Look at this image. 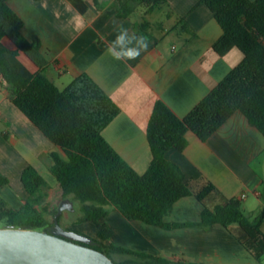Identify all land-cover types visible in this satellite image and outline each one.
<instances>
[{"label": "crops", "instance_id": "crops-1", "mask_svg": "<svg viewBox=\"0 0 264 264\" xmlns=\"http://www.w3.org/2000/svg\"><path fill=\"white\" fill-rule=\"evenodd\" d=\"M114 1L84 0L83 11L70 0L8 3L23 20V34L30 40L39 38L40 51L48 60L44 73L50 79L57 84L53 75L64 87L86 72L116 102L120 111L102 134L143 173L152 158L146 125L154 102L160 99L177 115H186L241 61L243 53L235 46L222 55L213 49L222 28L200 0H167L168 7L159 8H166L167 20L147 18L151 24L146 32L134 26L142 17V7L130 16H118ZM81 23L83 27H79ZM121 28L143 35L149 42L135 60H115L106 51ZM187 138L182 150L169 148L165 156L180 166L192 190L210 182L226 197L239 199L250 219L257 216L264 207V134L236 110L206 139L192 131ZM51 151L61 149L0 87V173L8 178L0 186L4 206L18 209L22 205L27 192L21 174L28 164L55 184L48 169ZM201 210L195 195H186L172 204L165 219L197 221ZM101 220L113 230L107 243L119 229L132 227L138 232L141 249L157 255L200 263L262 264L220 223L169 229L128 219L115 207H109ZM261 229L264 232V220Z\"/></svg>", "mask_w": 264, "mask_h": 264}, {"label": "trees", "instance_id": "trees-1", "mask_svg": "<svg viewBox=\"0 0 264 264\" xmlns=\"http://www.w3.org/2000/svg\"><path fill=\"white\" fill-rule=\"evenodd\" d=\"M70 1L83 11L84 0ZM199 2L212 10L222 28L221 35L213 42V49L222 55L235 46L242 51L243 58L184 116L177 115L160 99L154 102L146 125L152 158L147 169L139 173L102 134L104 127L120 111L116 102L86 72L59 87L44 73L48 60L40 51L39 38L28 39L22 32V18L8 0H0V87L61 149V152H50L48 169L56 180L54 185L28 164L21 174L27 192L22 205L18 209L6 207L0 198V220L4 225L37 229L52 225L59 201L70 197L79 202L81 210L73 221L93 222L97 226L96 237H93L98 243L96 248L109 256L114 252L133 253L140 257V262L190 264L183 259L170 260L107 243L113 230L101 218L112 206L128 219L169 229L220 223L261 262L264 207L250 219L242 211L239 199L226 197L212 183L192 190L180 166L165 156L169 148L182 150L186 146L188 131L204 140L236 110L243 112L264 134V0ZM114 6L117 15L123 17L142 7V17L134 26L137 31L146 32L151 24L146 13L168 7V2L115 0ZM6 183L8 178L0 173V186ZM191 194L202 204L200 219L167 221L165 215L172 204ZM57 219L63 225L62 213ZM127 261L138 260L119 263Z\"/></svg>", "mask_w": 264, "mask_h": 264}, {"label": "water", "instance_id": "water-1", "mask_svg": "<svg viewBox=\"0 0 264 264\" xmlns=\"http://www.w3.org/2000/svg\"><path fill=\"white\" fill-rule=\"evenodd\" d=\"M64 209H75L70 197L59 201L54 223L42 229L0 225V264H161L115 262L91 245L93 237L60 224Z\"/></svg>", "mask_w": 264, "mask_h": 264}, {"label": "rangeland", "instance_id": "rangeland-1", "mask_svg": "<svg viewBox=\"0 0 264 264\" xmlns=\"http://www.w3.org/2000/svg\"><path fill=\"white\" fill-rule=\"evenodd\" d=\"M135 13H137V11H135ZM165 13H166V8H163V9L156 8L151 13H149L145 16L148 19H153V18L154 19H164L166 21L167 19L165 18ZM20 57L28 67H30V68L32 67L31 64L28 62V60L25 57H23V56H20ZM50 76L54 80H56L57 84L61 88L63 87L62 83L57 81V79L55 77H53V75H50ZM49 193H50V190H49ZM72 202H73V205L75 207V209L73 211L67 210V209H64L62 211L63 226H68L71 229L77 230L81 233H85L91 237H96L95 232H94L96 227H95V224L93 222L83 223V222L73 221V219H75L79 214H81V210H80L79 202L74 201V200H72ZM110 207H112V206H110ZM0 225H4V222L2 220H0ZM137 238H140V237L138 235V232L134 228L124 227V228H121L117 231L115 237L111 240L110 243H112L114 245L126 247L132 251L149 252L147 250L141 249V247L139 245L140 243H138ZM110 256L115 262H119L121 260L122 261L123 260H138V261L140 260V257L133 254V253L114 252V253H110ZM161 256L168 258L170 260H174L169 255H161ZM183 260H186V259L183 258ZM186 262H188L190 264L200 263V262H197L195 260H189V259H187ZM261 263L264 264V256L262 257Z\"/></svg>", "mask_w": 264, "mask_h": 264}, {"label": "clouds", "instance_id": "clouds-1", "mask_svg": "<svg viewBox=\"0 0 264 264\" xmlns=\"http://www.w3.org/2000/svg\"><path fill=\"white\" fill-rule=\"evenodd\" d=\"M79 27H83L81 23ZM148 40L143 36L130 34L126 28H121L106 51L115 60L130 61L137 59L148 49Z\"/></svg>", "mask_w": 264, "mask_h": 264}, {"label": "flooded vegetation", "instance_id": "flooded-vegetation-1", "mask_svg": "<svg viewBox=\"0 0 264 264\" xmlns=\"http://www.w3.org/2000/svg\"><path fill=\"white\" fill-rule=\"evenodd\" d=\"M91 245L96 247L98 245V243L96 241H94V242L91 243Z\"/></svg>", "mask_w": 264, "mask_h": 264}]
</instances>
